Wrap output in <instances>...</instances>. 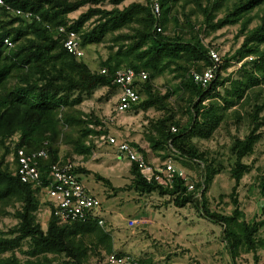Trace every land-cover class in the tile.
<instances>
[{"label": "trees", "instance_id": "trees-1", "mask_svg": "<svg viewBox=\"0 0 264 264\" xmlns=\"http://www.w3.org/2000/svg\"><path fill=\"white\" fill-rule=\"evenodd\" d=\"M1 1L0 217L12 216L17 223L6 232L0 231V264H86L89 251L97 257L98 249L105 255L115 253L107 220L102 226L96 221L60 224L49 215L42 230L37 215L46 203L41 202L39 187L20 182L17 151L45 153V158L35 159L42 182L51 165L74 163L73 155L88 160L96 149L93 137L110 136L126 142L146 163L154 165L140 145L118 140L101 119L75 109L83 96L97 89L116 92L114 80L121 69L146 74L145 80L138 82L140 100L128 111L153 109L159 113L147 126V146L162 161L180 164L184 172L182 176L175 173L168 182L146 181L131 162L127 189L139 195L168 196L176 208L191 205L201 218L222 228L221 240L233 264L240 253L251 254L253 264H261L264 216L245 221L236 190L243 175L251 171V165L243 160L253 155L264 127V0H157L159 16L152 11L153 0L128 5H124L127 0ZM82 7L86 10L70 19L69 15ZM16 11L29 15L23 17ZM254 20L257 24L249 28ZM232 26H238L234 42L241 37L240 46L223 57L219 55L221 63L206 87L195 85L190 72L202 73L211 66L210 49L218 54L211 43L204 44L203 37ZM59 27L64 28L63 33L58 32ZM70 31L78 37L79 57L63 47ZM5 39L11 47L4 44ZM102 43L108 44L107 57L100 60L97 70H91L82 59L83 51ZM240 62V80L221 76L230 63ZM166 74L177 83L162 94L153 82ZM226 83L232 88L221 95L218 89H224ZM176 100L185 103L184 123L174 120ZM243 124L248 129L243 137L229 135L231 126L237 130ZM224 127L231 139L228 161L234 180L229 214L210 209L206 197L214 178L223 170V161L215 158L218 154L200 150L193 141L210 140ZM99 142L115 147L106 139ZM62 146L71 150L61 155ZM73 171L79 178L92 174L79 166ZM93 175L111 194L123 191L100 174ZM154 175L163 176L160 172ZM257 189L264 201V169ZM9 208L14 209L12 213ZM23 242L27 249L22 251L25 258L20 259L15 251ZM7 253L10 255L4 256ZM137 264L154 263L142 259Z\"/></svg>", "mask_w": 264, "mask_h": 264}, {"label": "rangeland", "instance_id": "rangeland-1", "mask_svg": "<svg viewBox=\"0 0 264 264\" xmlns=\"http://www.w3.org/2000/svg\"><path fill=\"white\" fill-rule=\"evenodd\" d=\"M131 2L145 4L146 1L127 0L124 5ZM85 10L86 7H82L71 13L70 19H75ZM256 24L257 20H254L249 28H253ZM237 29L238 26L224 27L210 36L203 37V42L204 44L211 43L212 47L218 49V55L223 57L240 46L241 37L234 42ZM107 47V43H102L84 49L82 59L91 70H97L100 60L107 57ZM242 63H230L221 76L229 75L233 81L240 80L243 76L239 70ZM176 83L171 74H166L155 79L153 85L163 94L169 86L172 87ZM231 88L232 85L226 83L225 88H219L218 91L223 95L225 90ZM117 94V91L111 92L105 88L97 89L92 94L83 96L82 102L75 109L83 114L101 119L102 123L107 124L110 135L118 140H128L140 145L147 151L149 161L155 166H160L163 161L150 151L145 141L148 124L156 120L159 113L153 109L147 112H116ZM173 107L176 111L174 120L184 123L186 120L185 103L176 100ZM229 119L228 121H232L231 118ZM247 132V126L243 124L237 130L231 126L228 133L230 136L237 135L241 138ZM261 132V140L255 146L253 155L243 160L245 164L251 165V171L243 175L236 190L240 210L247 222L252 219L258 221L264 216V212H262L264 201L259 196L257 189V179L264 169V127ZM229 135L224 127V129L218 130L210 140L193 139L200 150L207 149L212 154H218L215 158L223 161V170L214 178L206 197L210 209L224 214L231 212L229 195L234 186V180L230 178L229 173L231 168L228 161V148L231 142ZM92 140L96 149L89 159L85 160L82 156L73 155L72 160L76 166L92 173L82 175L80 179L90 194L98 198L101 203V212L109 221L106 229H110L112 248L115 253L131 255L137 261L152 259L154 264H233L222 243V228L219 225L201 218L191 205L183 208L174 207L168 196L162 197L156 193L139 195L133 190H128L127 187L131 183L129 174L131 162L123 155H119L116 147L97 142V138L94 137ZM69 150H71L70 147L62 146L60 153L63 155ZM175 165L182 169L180 164L175 163ZM95 173L107 178L113 187L123 189V191L115 195L111 194V191L104 188L102 183L95 180L93 175ZM13 210L12 208L8 209L9 213H12ZM37 219L42 230L45 231L48 219L47 211L41 209ZM130 219L139 220L137 226L130 228L128 223ZM16 223L17 220L12 216L0 217V231L6 232ZM263 233L264 228L261 234ZM26 249L27 244L23 242L20 250L15 251V255L24 259L22 251H26ZM96 252L100 253L99 257L95 256L93 251H89L86 264L101 263L105 251L98 249ZM9 255L10 253H7L4 256ZM48 256L56 260L65 259L63 256L57 258L56 255ZM235 264H253L251 254L240 253Z\"/></svg>", "mask_w": 264, "mask_h": 264}, {"label": "built area", "instance_id": "built-area-1", "mask_svg": "<svg viewBox=\"0 0 264 264\" xmlns=\"http://www.w3.org/2000/svg\"><path fill=\"white\" fill-rule=\"evenodd\" d=\"M0 0V5H2ZM8 9V8H7ZM152 11L155 16H159L160 9L157 0L152 1ZM17 15L28 17V13L16 11ZM159 31V29H156ZM59 33L64 32L63 27L58 28ZM4 44L11 47L9 40L5 39ZM63 47L70 54L77 57L82 55L79 48L77 35L70 31L67 33L66 39L63 42ZM208 56L211 61V66L205 69L202 73L194 71L190 72V78L197 86L206 87L215 77L218 66L220 65V57L213 50L208 51ZM250 60V58H248ZM146 74L143 72L135 73L131 69H121L116 73L114 84L117 86V100L115 105L116 112H126L133 104L140 100L138 82L145 80ZM136 82V83H135ZM105 139L113 144L119 155H123L129 162H134L138 166L140 173L146 179L151 181L155 179L157 182L170 181L175 173L178 176L184 175L182 169L174 166L169 160L162 162L160 166L148 164L143 157L126 142L117 141L110 136H100L99 141ZM38 157L45 158V153L39 151L31 155L25 154L22 150L17 151L18 167L17 175L21 183L31 184L33 187H39L41 202L46 203L44 210L48 216L52 215L60 224L70 222H86L96 221L99 226H102L106 218L102 214L101 203L94 195L90 194L88 189L83 185L79 176L74 173V163L68 162L65 165H51L47 172L46 181L42 182L39 179V172L36 168L35 159ZM154 172H160L163 176L154 175ZM192 189V185L188 186ZM139 220L130 219L129 227L137 226ZM99 264H137V260L131 255H117L110 253L105 255ZM261 264H264V250L261 258Z\"/></svg>", "mask_w": 264, "mask_h": 264}]
</instances>
